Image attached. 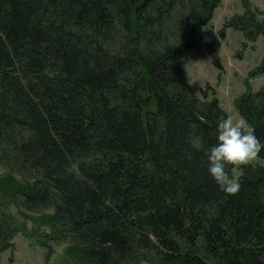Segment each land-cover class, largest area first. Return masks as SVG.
<instances>
[{
    "label": "trees",
    "instance_id": "obj_1",
    "mask_svg": "<svg viewBox=\"0 0 264 264\" xmlns=\"http://www.w3.org/2000/svg\"><path fill=\"white\" fill-rule=\"evenodd\" d=\"M219 4L0 0V260L31 220L78 264H264V150L222 190L205 149L228 112L187 77ZM246 7L226 25L264 33ZM247 83L235 104L264 139Z\"/></svg>",
    "mask_w": 264,
    "mask_h": 264
},
{
    "label": "rangeland",
    "instance_id": "obj_2",
    "mask_svg": "<svg viewBox=\"0 0 264 264\" xmlns=\"http://www.w3.org/2000/svg\"><path fill=\"white\" fill-rule=\"evenodd\" d=\"M246 2L258 20L264 19V0H220L210 24L203 29V42L218 41L219 47L211 50L197 46L187 53V77L194 90L202 95L208 92L209 97L217 96L228 115L239 117L235 100L247 90L250 83L253 90H258L264 83V71L254 76L250 72L261 67L264 59V33L238 29L226 25L235 15L246 11ZM232 20V19H231ZM260 157L254 162H259ZM239 165L234 171L239 173ZM3 171L0 168V173ZM17 216H21L17 207H13ZM32 221L28 222L30 234L19 231L14 238L15 249L6 250L0 264H78L74 256L66 253V242H49L53 254L49 257L47 243L40 238L44 227L33 230ZM47 228V227H46ZM48 229V228H47ZM33 231V232H32ZM13 258V260H12ZM81 264V263H79Z\"/></svg>",
    "mask_w": 264,
    "mask_h": 264
},
{
    "label": "clouds",
    "instance_id": "obj_3",
    "mask_svg": "<svg viewBox=\"0 0 264 264\" xmlns=\"http://www.w3.org/2000/svg\"><path fill=\"white\" fill-rule=\"evenodd\" d=\"M262 150L264 139L245 117L221 116L216 124V143L205 149L208 171L222 190L235 193L241 185L230 174L229 165L250 164L260 157Z\"/></svg>",
    "mask_w": 264,
    "mask_h": 264
}]
</instances>
